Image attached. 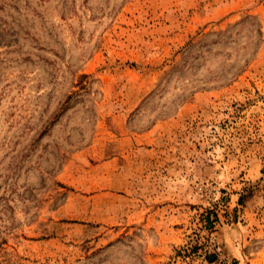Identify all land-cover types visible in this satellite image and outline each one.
Wrapping results in <instances>:
<instances>
[{
	"label": "rangeland",
	"instance_id": "rangeland-1",
	"mask_svg": "<svg viewBox=\"0 0 264 264\" xmlns=\"http://www.w3.org/2000/svg\"><path fill=\"white\" fill-rule=\"evenodd\" d=\"M0 264H264V0H0Z\"/></svg>",
	"mask_w": 264,
	"mask_h": 264
},
{
	"label": "trees",
	"instance_id": "trees-1",
	"mask_svg": "<svg viewBox=\"0 0 264 264\" xmlns=\"http://www.w3.org/2000/svg\"><path fill=\"white\" fill-rule=\"evenodd\" d=\"M244 197L245 194L242 192V194L239 197V203H244ZM213 214L214 216L212 218ZM204 215H205V227L209 229H213L216 220H218V214L215 212L213 213V211H210L209 209H206ZM206 257L209 261H214L215 259H217L216 253L213 252H206Z\"/></svg>",
	"mask_w": 264,
	"mask_h": 264
}]
</instances>
